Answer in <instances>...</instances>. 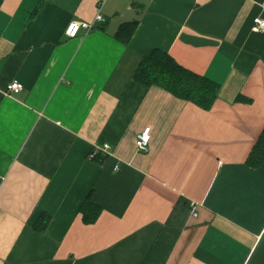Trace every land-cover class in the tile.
<instances>
[{
  "label": "crops",
  "instance_id": "crops-1",
  "mask_svg": "<svg viewBox=\"0 0 264 264\" xmlns=\"http://www.w3.org/2000/svg\"><path fill=\"white\" fill-rule=\"evenodd\" d=\"M95 11L0 0V264H264V0H105L65 35ZM155 49L218 85L210 106L134 78Z\"/></svg>",
  "mask_w": 264,
  "mask_h": 264
},
{
  "label": "trees",
  "instance_id": "trees-1",
  "mask_svg": "<svg viewBox=\"0 0 264 264\" xmlns=\"http://www.w3.org/2000/svg\"><path fill=\"white\" fill-rule=\"evenodd\" d=\"M136 22L121 26L117 32L119 38L126 42L134 30ZM134 78L149 86L157 85L178 98L190 100L201 107L211 105L217 94L218 85L205 76L193 73L179 65L167 52L155 49L145 56L137 66ZM96 156V155H95ZM94 156V157H95ZM264 159V129L253 145L247 163L256 168ZM93 206L91 192L86 196L81 209Z\"/></svg>",
  "mask_w": 264,
  "mask_h": 264
},
{
  "label": "built area",
  "instance_id": "built-area-1",
  "mask_svg": "<svg viewBox=\"0 0 264 264\" xmlns=\"http://www.w3.org/2000/svg\"><path fill=\"white\" fill-rule=\"evenodd\" d=\"M105 0H96V11L95 14L90 21L86 20H70L64 30V33L68 37H75L78 35L80 30L90 31L95 27L103 24L105 21V17L102 14V8L104 5ZM252 30L253 31H261L264 30V20L260 17L253 18L252 22ZM22 88V84L19 82H11L7 85L6 91L7 92H18ZM150 139V132L149 127L144 128L141 132H138L135 136V145L138 151H147L148 143ZM100 150L93 151L89 154L90 158H94V156L98 153V151L102 152L103 154L108 153L109 145L104 144ZM193 215L196 213L193 211Z\"/></svg>",
  "mask_w": 264,
  "mask_h": 264
}]
</instances>
